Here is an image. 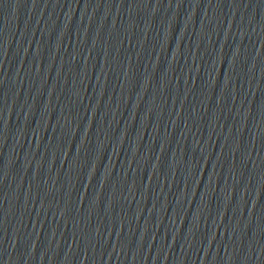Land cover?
<instances>
[{
  "label": "water",
  "instance_id": "water-1",
  "mask_svg": "<svg viewBox=\"0 0 264 264\" xmlns=\"http://www.w3.org/2000/svg\"><path fill=\"white\" fill-rule=\"evenodd\" d=\"M8 264H264V0H0Z\"/></svg>",
  "mask_w": 264,
  "mask_h": 264
}]
</instances>
